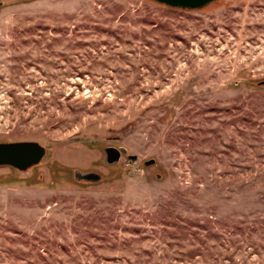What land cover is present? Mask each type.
Wrapping results in <instances>:
<instances>
[{
  "label": "rangeland",
  "instance_id": "374dc122",
  "mask_svg": "<svg viewBox=\"0 0 264 264\" xmlns=\"http://www.w3.org/2000/svg\"><path fill=\"white\" fill-rule=\"evenodd\" d=\"M261 81L264 0H0V264H264Z\"/></svg>",
  "mask_w": 264,
  "mask_h": 264
},
{
  "label": "water",
  "instance_id": "95a60500",
  "mask_svg": "<svg viewBox=\"0 0 264 264\" xmlns=\"http://www.w3.org/2000/svg\"><path fill=\"white\" fill-rule=\"evenodd\" d=\"M160 5L173 9L181 10H198L206 7L216 0H152ZM259 85L264 86V81ZM106 163L111 165L119 161L121 155H125L126 150L123 148L115 149L112 147L104 150ZM45 156V149L36 142H11L0 143V166H8L18 172H24L37 166ZM154 164L153 160L146 162L144 165ZM78 180L85 182H95L99 176L94 173L81 174L76 173Z\"/></svg>",
  "mask_w": 264,
  "mask_h": 264
}]
</instances>
